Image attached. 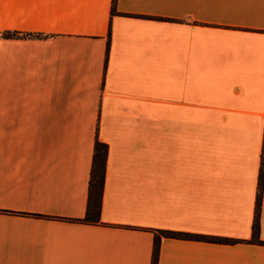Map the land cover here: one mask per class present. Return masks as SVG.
<instances>
[{"label":"crops","instance_id":"0c3cea01","mask_svg":"<svg viewBox=\"0 0 264 264\" xmlns=\"http://www.w3.org/2000/svg\"><path fill=\"white\" fill-rule=\"evenodd\" d=\"M110 8L0 0V264H264V0Z\"/></svg>","mask_w":264,"mask_h":264},{"label":"trees","instance_id":"16d2710c","mask_svg":"<svg viewBox=\"0 0 264 264\" xmlns=\"http://www.w3.org/2000/svg\"><path fill=\"white\" fill-rule=\"evenodd\" d=\"M113 2L114 0H111V8H110L111 12L113 11ZM0 34L2 36H11V35H15V31L2 30L0 31ZM105 151H106L105 144L95 139L94 140V152L92 156V162H91L90 172H89V181H88V191H89L90 197H93L94 201H97L98 199L100 189L102 186V182H103V167H104ZM263 170H264V128H263V138H262L260 165H259V171H258L257 188H256V194H255L254 211H253V217H252V222H251V239L255 241H261L260 239L257 238V234H258V208H259V200H260V194H261ZM161 234L181 236V237L207 238V239L218 240V241L219 240H226V241L232 240L231 238H227V237L208 236V235H202V234H197V233L154 229L150 264H156L158 240Z\"/></svg>","mask_w":264,"mask_h":264},{"label":"rangeland","instance_id":"374dc122","mask_svg":"<svg viewBox=\"0 0 264 264\" xmlns=\"http://www.w3.org/2000/svg\"><path fill=\"white\" fill-rule=\"evenodd\" d=\"M206 118L198 117V124H205Z\"/></svg>","mask_w":264,"mask_h":264}]
</instances>
